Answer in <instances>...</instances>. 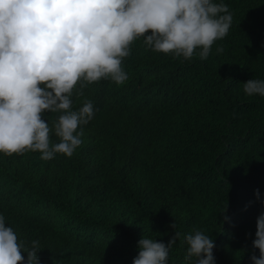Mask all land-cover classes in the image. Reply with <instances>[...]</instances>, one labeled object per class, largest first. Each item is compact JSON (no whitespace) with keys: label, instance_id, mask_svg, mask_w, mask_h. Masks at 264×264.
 Here are the masks:
<instances>
[{"label":"trees","instance_id":"1","mask_svg":"<svg viewBox=\"0 0 264 264\" xmlns=\"http://www.w3.org/2000/svg\"><path fill=\"white\" fill-rule=\"evenodd\" d=\"M214 2L233 20L206 59L154 52L141 37L122 60L124 84L101 79L83 95L76 85L73 110L87 100L94 115L71 157L0 153V215L26 247L39 242L40 264H132L137 242L166 244L173 220L182 236L167 264H189L183 237L197 230L213 238L215 264L259 255L264 97L242 83L264 80V0ZM58 115L42 118L51 128Z\"/></svg>","mask_w":264,"mask_h":264},{"label":"clouds","instance_id":"2","mask_svg":"<svg viewBox=\"0 0 264 264\" xmlns=\"http://www.w3.org/2000/svg\"><path fill=\"white\" fill-rule=\"evenodd\" d=\"M232 20L228 6L214 0H0V153L39 152L45 161L56 154L71 157L82 143L81 126L94 115L87 100L73 110L78 83V95L101 79L124 84L122 60L141 37L154 52L190 60L200 49L204 60L213 43L228 34ZM242 84L247 96L264 97V80ZM45 111L59 113L51 128L42 118ZM52 131L59 142L50 143ZM254 195L264 206L259 190ZM226 209L227 201L220 212ZM170 228L166 244L142 237L132 264H167L182 236L174 231V220ZM183 241L189 264L193 258L194 264H215L212 237L197 230ZM252 248L259 255L250 254L251 264H264V212L256 218ZM40 250L36 240L30 247L18 241L0 215V264H40Z\"/></svg>","mask_w":264,"mask_h":264}]
</instances>
